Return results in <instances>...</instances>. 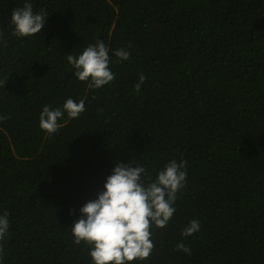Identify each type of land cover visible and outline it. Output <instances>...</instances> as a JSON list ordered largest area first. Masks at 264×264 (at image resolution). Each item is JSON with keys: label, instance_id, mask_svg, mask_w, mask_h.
<instances>
[{"label": "trees", "instance_id": "obj_1", "mask_svg": "<svg viewBox=\"0 0 264 264\" xmlns=\"http://www.w3.org/2000/svg\"><path fill=\"white\" fill-rule=\"evenodd\" d=\"M28 2L47 12L45 28L17 38L11 13L25 0H0L2 264H92L71 234L80 209L117 162L155 180L172 160L186 161L185 187L167 227L153 228L150 259L135 264H264V0ZM97 41L116 77L100 89L67 61ZM69 98L85 111L46 134L43 107ZM192 220L200 231L185 238Z\"/></svg>", "mask_w": 264, "mask_h": 264}, {"label": "clouds", "instance_id": "obj_2", "mask_svg": "<svg viewBox=\"0 0 264 264\" xmlns=\"http://www.w3.org/2000/svg\"><path fill=\"white\" fill-rule=\"evenodd\" d=\"M47 12L33 11L32 3L25 0L23 7L11 13L12 35L17 38L32 37L45 28ZM48 19V18H47ZM4 33L0 31V43L4 46ZM131 47V45H129ZM119 61L130 58V53L121 48L115 51ZM68 63L74 75L90 88L100 89L116 77L111 71L109 48L103 41L88 45L79 56L68 55ZM146 81L143 74L135 85L139 92ZM85 111V102L69 98L63 108L53 110L45 105L39 118L40 128L48 135L56 133L58 121L65 112L71 119L79 118ZM7 117L0 116V120ZM186 161L169 162L152 180L145 167L117 162L107 177L103 191L97 198L87 202L81 209V217L71 225V234L76 245L85 244L90 249L92 264H135L150 259L155 249L153 228L167 227L173 218L177 194L185 187ZM147 181V182H146ZM9 214L0 215V264L3 260V241L8 233ZM200 231V224L192 220L181 235L185 238ZM177 249L191 254L190 248L180 243Z\"/></svg>", "mask_w": 264, "mask_h": 264}]
</instances>
